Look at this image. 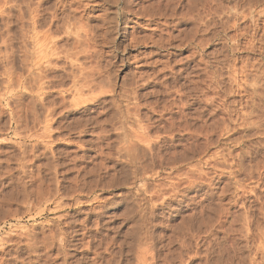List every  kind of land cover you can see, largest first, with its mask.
<instances>
[{"label":"rangeland","instance_id":"rangeland-1","mask_svg":"<svg viewBox=\"0 0 264 264\" xmlns=\"http://www.w3.org/2000/svg\"><path fill=\"white\" fill-rule=\"evenodd\" d=\"M33 1L0 0V264H264V0Z\"/></svg>","mask_w":264,"mask_h":264},{"label":"bare ground","instance_id":"bare-ground-1","mask_svg":"<svg viewBox=\"0 0 264 264\" xmlns=\"http://www.w3.org/2000/svg\"><path fill=\"white\" fill-rule=\"evenodd\" d=\"M3 1V0H2ZM35 1V0H34ZM33 1V2H34ZM37 1H40V0H37ZM104 0H78V3H79V7H78V9H80L81 11H79V12H81V13H83V12H87L89 9H88V7H91V8H94V9H97L96 11H98V9H99V7H101L102 6V4L104 3L103 2ZM113 1V0H112ZM111 1V2H112ZM117 1V0H116ZM8 2H9V0H8ZM64 2V1H63ZM115 2V1H114ZM136 2V1H135ZM6 3V2H5ZM11 3V2H10ZM17 3V2H16ZM27 3V2H26ZM29 3V2H28ZM110 3V2H109ZM113 3V2H112ZM30 4V3H29ZM74 4V3H73ZM105 4V3H104ZM135 4V3H134ZM33 5V4H32ZM62 5V4H61ZM112 5V4H111ZM126 6V5H125ZM34 7V6H33ZM52 7H54L53 5H52ZM67 8V7H66ZM88 9V10H87ZM105 9V8H104ZM140 9V8H139ZM136 10V9H135ZM142 10V9H141ZM151 10V9H150ZM71 11L72 12H74L72 9H71ZM92 11V10H91ZM113 11V10H112ZM159 11H161V10H159ZM3 12V11H2ZM32 12V11H31ZM36 12V11H35ZM75 12H77V11H75ZM138 12V11H137ZM164 12V11H163ZM29 13V12H28ZM51 13V12H50ZM90 13V12H89ZM105 13V12H104ZM150 13V12H149ZM154 13V12H153ZM102 14V13H101ZM116 14V13H115ZM131 14V13H130ZM156 14V13H155ZM15 15V14H14ZM25 15V14H24ZM28 15V14H27ZM82 15V14H81ZM83 15H88L87 13H83ZM82 15V16H83ZM99 15V14H98ZM142 15V14H141ZM33 16H34V14H33ZM36 16V15H35ZM54 16V15H53ZM78 16H80L79 14H78ZM91 16V15H90ZM97 16V15H96ZM105 16V15H104ZM24 17V16H23ZM27 17V16H26ZM32 17V16H31ZM70 17V16H69ZM99 17V16H98ZM102 17V16H101ZM141 17V16H140ZM19 18V17H18ZM17 18V19H18ZM21 18H22V16H21ZM25 18V17H24ZM23 18V19H24ZM54 18H55V16H54ZM74 18V17H73ZM73 18H71V19H73ZM75 18H76V16H75ZM74 18V19H75ZM79 18V17H78ZM77 18V19H78ZM86 18V17H85ZM88 18V17H87ZM104 18V17H103ZM113 18V17H112ZM20 19V18H19ZM26 19V18H25ZM34 19V18H33ZM71 19L69 20V21H71ZM73 19V22L75 21ZM76 19V20H77ZM100 19V18H99ZM46 20H48V19H46ZM87 20V19H86ZM18 21V20H17ZM79 21H80V19H79ZM83 20H81L80 22H82ZM104 21H106V20H104ZM135 21V20H134ZM32 22V21H31ZM53 22V21H52ZM61 22V21H60ZM68 22V21H67ZM108 22V21H107ZM45 23V22H44ZM78 23V22H77ZM76 23V24H77ZM103 23V22H102ZM136 23V22H135ZM27 24V23H26ZM32 24H33V22H32ZM43 24V23H42ZM55 24V23H54ZM62 24V23H61ZM75 24V25H76ZM79 25H80V23H78ZM107 24V23H106ZM110 24H112V23H110ZM21 25V24H20ZM19 25V26H20ZM79 25H77V26H79ZM83 26H84V23L82 24ZM81 25V26H82ZM93 25V24H92ZM22 26V25H21ZM24 26V25H23ZM34 26V25H33ZM44 26V25H43ZM55 26V25H54ZM60 26V25H59ZM63 26V25H62ZM61 26V27H62ZM73 26V25H72ZM80 26V27H81ZM82 26V27H83ZM18 27V26H17ZM80 27H79V30H80ZM92 27V26H91ZM97 26H95V28H96ZM42 28V27H41ZM63 28V27H62ZM69 28V27H68ZM76 28V27H75ZM85 28V27H84ZM83 28V29H84ZM87 28V27H86ZM94 28V29H95ZM152 28H154V27H152ZM37 29V28H36ZM82 29V28H81ZM105 29H106V27H105ZM35 30V29H34ZM54 30V29H53ZM62 30V29H61ZM109 31V30H108ZM246 31V30H245ZM248 31V30H247ZM263 31V30H262ZM251 32V31H250ZM104 33V32H103ZM263 35V34H262ZM85 36V35H84ZM87 36V35H86ZM97 36V35H96ZM108 36V35H107ZM106 36V37H107ZM132 36V35H131ZM36 37V36H35ZM34 37V38H35ZM115 37V36H114ZM264 37V36H263ZM88 38H90V37H88ZM133 38V37H132ZM34 40V39H33ZM89 40V39H88ZM107 40H109V39H107ZM135 40V39H134ZM259 40V39H258ZM103 41V40H102ZM156 41V40H155ZM158 41V40H157ZM34 42H35V40H34ZM86 42V41H85ZM88 43V42H87ZM157 43V42H156ZM238 43V42H237ZM236 43V44H237ZM249 43V42H248ZM86 44V43H85ZM160 44V43H159ZM245 44H247V43H245ZM250 44V43H249ZM88 45H90V44H88ZM261 46V45H260ZM263 47V46H262ZM232 48V47H231ZM259 48V47H258ZM231 50V49H230ZM34 51H36V50H34ZM40 53V52H39ZM36 54H37V52H36ZM174 54V53H173ZM38 56V55H37ZM29 57V56H28ZM34 57V56H33ZM141 57V56H140ZM139 57V58H140ZM25 59V58H24ZM23 60V59H22ZM30 60V59H29ZM33 60H35V59H33ZM244 60V59H243ZM248 60V59H247ZM26 60H24L23 62H25ZM200 61V60H199ZM29 62V61H28ZM31 63V62H30ZM35 63V62H34ZM48 63V62H47ZM166 63V62H165ZM254 63V62H253ZM28 64V63H27ZM37 65V64H36ZM39 65V64H38ZM193 65V64H192ZM200 65V64H199ZM261 65V64H260ZM34 66V65H33ZM233 66V65H232ZM247 67V66H246ZM199 68V67H198ZM259 69H262V68H259ZM255 70V69H254ZM191 71H192V69H191ZM202 71H204V70H202ZM257 71V70H256ZM260 71V70H259ZM8 72H10V71H8ZM7 72V73H8ZM231 72V71H230ZM243 72V71H242ZM11 73V72H10ZM235 73V72H234ZM258 73V72H257ZM224 74V73H223ZM256 74V73H255ZM259 74V73H258ZM260 76H254L253 78L255 79V77L257 78V81H256V83L254 82V81H252V85H250L251 84V82H250V86L248 87V88H246L245 87V84H247L246 83V81H248V80H246V75H245V79L244 78H242V81H243V79L244 80H246V81H244V86H242V87H239V89L240 88H242V93H244L247 97H248V99L251 101V107H252V109H250L249 111H245V113H244V110H243V119H241L240 118V121L242 120V121H244V123H243V125H241V123H240V125H241V127L242 128H244L243 129V132H245V134H247V132L249 131H256V132H259L260 130H261V128H263L264 127V119L262 118V116H264V109H263V105H264V70H262V71H260ZM7 75V74H6ZM244 75V74H243ZM252 75H254V74H252ZM218 76V75H217ZM231 76V75H230ZM237 78V77H236ZM9 79V78H8ZM84 79V78H83ZM88 79V78H87ZM87 79H86V81H87ZM229 79H230V77H229ZM232 80H234L233 79V77H232ZM251 80H253V79H250V81ZM82 81V80H81ZM91 81V80H90ZM89 81V82H90ZM74 82V81H73ZM96 82V81H95ZM94 82V83H95ZM226 82V81H225ZM9 83V82H8ZM83 83V82H82ZM217 83H219V82H217ZM236 83V82H235ZM238 83V82H237ZM249 83V82H248ZM243 84V83H242ZM220 85H221V83H220ZM236 85V84H235ZM240 85V84H239ZM84 86V85H83ZM82 86V87H83ZM86 87V86H85ZM98 87H100V86H98ZM80 88V87H79ZM221 88V87H220ZM14 89V88H13ZM90 89V88H89ZM88 89V90H89ZM77 90V89H76ZM75 90V91H76ZM79 91H80V89H78ZM77 90V91H78ZM241 90V89H240ZM229 91V90H228ZM232 92V91H231ZM240 92V93H241ZM87 93V92H86ZM216 94V93H215ZM220 94V93H219ZM222 94V93H221ZM86 95V94H85ZM89 95H91V94H89ZM102 95V94H101ZM77 96V95H76ZM183 96V95H182ZM188 96V95H187ZM209 96V95H208ZM216 97V96H215ZM219 97V96H218ZM246 97V98H247ZM98 98V97H97ZM77 99V98H76ZM181 99V98H180ZM201 99V98H200ZM234 99V98H233ZM94 100V99H93ZM182 100V99H181ZM180 100V101H181ZM215 100V99H214ZM248 100V102H250ZM216 101V100H215ZM220 101V100H219ZM233 101V100H232ZM165 102V101H164ZM218 102V101H217ZM234 102V101H233ZM237 102V101H236ZM247 102V101H246ZM207 103V102H206ZM219 103V102H218ZM222 103V102H221ZM164 104V103H163ZM235 104V103H234ZM250 104V103H249ZM248 106H250V105H248ZM237 108V107H236ZM203 109V108H202ZM254 109V110H253ZM223 110H225V109H223ZM246 110V109H245ZM257 111V114H255V115H258V111L260 112V113H262V114H260L259 113V115L261 116H259V117H254L253 116V113H256V111ZM105 111V110H104ZM214 111V110H213ZM253 111H255V112H253ZM162 112V111H161ZM231 112V111H230ZM247 112V113H246ZM250 112V113H249ZM237 114V113H236ZM241 114V113H240ZM126 115V114H125ZM222 115V114H221ZM224 115V114H223ZM238 115V114H237ZM127 116V115H126ZM131 116V115H130ZM179 116V115H178ZM131 117H133V116H131ZM237 117V116H236ZM235 117V118H236ZM47 119V118H46ZM124 119V118H123ZM128 119V118H127ZM132 119V118H131ZM135 120V119H134ZM212 120V119H211ZM230 120V119H229ZM49 121V120H48ZM174 121H176V120H174ZM228 121V120H227ZM226 121V122H227ZM137 123H138V121H137ZM209 123H211V122H209ZM209 123H208V125H209ZM219 123V122H218ZM221 123V122H220ZM223 124H224V122H223ZM175 125V124H174ZM215 125V124H214ZM217 125V124H216ZM145 126V125H144ZM171 126V125H170ZM219 126V125H218ZM223 126V125H222ZM143 127V126H142ZM211 127V126H210ZM217 127V126H216ZM220 127V126H219ZM239 127V126H238ZM137 128H139V127H137ZM151 128V127H150ZM192 128V127H191ZM213 128V127H212ZM240 128V127H239ZM126 129V128H125ZM160 129V128H159ZM200 129H201V126H200ZM225 129V128H224ZM128 130V129H127ZM148 130V129H147ZM214 130V129H213ZM219 130V129H218ZM230 130V129H229ZM153 131V130H152ZM171 131V130H170ZM174 131V130H173ZM200 131V130H199ZM204 131V130H203ZM125 132V131H124ZM137 132H141V131H137ZM142 132H143V130H142ZM145 132V131H144ZM189 132V131H188ZM251 132V133H252ZM261 132V131H260ZM123 133V132H122ZM146 133V132H145ZM145 133H143V134H145ZM216 133V132H215ZM254 133V132H253ZM262 133H264V128H263V130H262V132H261V135H263L264 136V134H262ZM124 134V133H123ZM131 134V133H130ZM148 134V133H147ZM151 134V133H150ZM149 134V135H150ZM207 134V133H206ZM250 134V133H249ZM257 134V133H256ZM154 135V134H153ZM152 135V136H153ZM197 135H199V133L197 134ZM254 135V134H253ZM258 135H260V133L258 134ZM40 136V135H39ZM38 136V137H39ZM135 138L134 139H136L140 144H141V142L142 143H144L145 144V142H147V146H148V142H149V140L147 139V135L146 136H144V135H142V134H138V133H136L135 135H133ZM207 136V135H206ZM246 136V135H245ZM250 136V135H249ZM254 136H256V135H254ZM262 136V137H263ZM217 137V136H216ZM240 137H241V135H240ZM251 137V136H250ZM250 137H246V138H250ZM261 137V138H262ZM36 138V137H35ZM40 138V137H39ZM152 138V137H151ZM176 138V137H175ZM211 138V137H210ZM133 139V138H132ZM155 139V138H154ZM157 139V138H156ZM233 139V138H232ZM236 140H238V139H236ZM251 140V139H250ZM252 140H254V139H252ZM258 140V139H257ZM126 141V140H125ZM129 141V140H128ZM133 141V140H132ZM131 141V142H132ZM151 141V140H150ZM191 141V140H190ZM195 141H197V140H195ZM203 141V140H202ZM206 141V140H205ZM208 141V140H207ZM206 141V142H207ZM212 141V140H211ZM260 141V140H259ZM134 142V141H133ZM152 142V141H151ZM151 142H149V144L151 143ZM155 142V141H154ZM200 142H201V140H200ZM209 142V141H208ZM216 142V141H215ZM252 142V141H251ZM254 142V141H253ZM168 143V142H167ZM171 143V142H170ZM228 143H229V141H228ZM243 143V142H242ZM249 143H250V141H249ZM255 143V142H254ZM253 143V144H254ZM260 143V142H259ZM259 143H257L258 145H259ZM125 144V143H124ZM202 144V143H201ZM206 144V143H205ZM212 144V143H211ZM237 144V143H236ZM245 144V143H244ZM195 145V144H194ZM246 145V144H245ZM250 146H251V143L249 144ZM255 145V144H254ZM132 146V145H131ZM138 146V145H137ZM136 146V147H137ZM232 146H234V145H232ZM153 147V146H152ZM202 147V146H201ZM204 147V146H203ZM206 147H207V145H206ZM225 147H226V145H225ZM255 147H257L256 145H255ZM138 148V147H137ZM142 148H144V147H142ZM158 148V147H157ZM172 148V147H171ZM229 148V147H228ZM133 149V148H132ZM136 149V148H135ZM139 149V148H138ZM162 149V148H161ZM256 149V148H255ZM131 150V149H130ZM151 150V149H150ZM190 150V149H189ZM201 150V149H200ZM203 150V149H202ZM201 150V151H202ZM218 150V149H217ZM230 150V149H229ZM260 150V149H259ZM153 151V150H152ZM188 151V150H187ZM126 152V151H125ZM132 152H134L133 150H132ZM137 152V151H136ZM140 152V151H139ZM146 152V151H145ZM191 152V151H190ZM189 152V153H190ZM205 152V151H204ZM249 152V151H248ZM239 153V152H238ZM254 153V152H253ZM256 153V152H255ZM254 153V154H255ZM108 154V153H107ZM166 154V153H165ZM180 154V153H179ZM216 154V153H215ZM262 154V153H261ZM122 155H124V154H122ZM134 155V154H133ZM143 155V154H142ZM256 155V154H255ZM159 156H160V154H159ZM158 155H157V157H159ZM198 156V155H197ZM221 156V155H220ZM258 156V155H257ZM161 157V156H160ZM185 157V156H184ZM190 157V156H189ZM261 157V156H260ZM131 158V157H130ZM153 158V157H152ZM162 158V157H161ZM179 158V157H178ZM264 158V157H263ZM133 159V158H132ZM150 159V158H149ZM158 159V158H157ZM160 159V158H159ZM170 159V158H169ZM186 159V158H185ZM233 159V158H232ZM261 159V158H260ZM130 160V159H129ZM137 160V159H136ZM140 160V159H139ZM174 160V159H173ZM180 160H181V158H180ZM228 160V159H227ZM174 161H176V160H174ZM187 161V160H186ZM222 161V160H221ZM164 162V161H163ZM177 162H178V160H177ZM215 162V161H214ZM213 162V163H214ZM139 163V162H138ZM142 163V162H141ZM158 163V162H157ZM183 163V162H182ZM213 163H211V164H213ZM225 163H226V161H225ZM233 163V162H232ZM163 164V163H162ZM175 164H176V162H175ZM195 164V163H194ZM198 164V163H197ZM219 164V163H218ZM129 165V164H128ZM153 165V164H152ZM151 165V166H152ZM214 165V164H213ZM222 165V164H221ZM224 165V164H223ZM251 165V164H250ZM160 166H161V163H160ZM165 166V165H164ZM192 166V165H191ZM195 167V166H194ZM222 167H224V166H222ZM226 167V166H225ZM148 168V167H147ZM190 168V167H189ZM192 168V167H191ZM151 169H152V167H151ZM228 169V168H227ZM247 169V168H246ZM249 169V168H248ZM256 169H257V167H256ZM123 170V169H122ZM150 170V169H149ZM181 170V169H180ZM231 170V169H230ZM242 170V169H241ZM259 170V169H258ZM145 171V173L146 172H148V169L147 170H144ZM151 171V170H150ZM157 171V170H156ZM257 171V170H256ZM121 172V171H120ZM141 172V171H140ZM152 172V171H151ZM155 172V171H154ZM181 172V171H180ZM196 172V171H195ZM203 172V171H202ZM231 172V171H230ZM251 172V171H250ZM145 173H143V174H145ZM149 173V172H148ZM147 173V174H148ZM156 173V172H155ZM182 173H183V171H182ZM191 173V172H190ZM197 173V172H196ZM210 173V172H209ZM247 173V172H246ZM254 173V172H253ZM142 174V175H143ZM147 174H145V175H147ZM169 174V173H168ZM167 174V175H168ZM194 174V173H193ZM203 174V173H202ZM234 174V173H233ZM251 174V173H250ZM125 175V174H124ZM156 175V174H155ZM154 175V176H155ZM173 175V174H172ZM252 175V174H251ZM130 176V175H129ZM138 176V175H137ZM148 176V175H147ZM192 176V175H191ZM206 176V175H205ZM235 176V175H234ZM244 176V175H243ZM263 176V175H262ZM173 177V176H172ZM193 177V176H192ZM255 177V176H254ZM127 178V177H126ZM142 178V177H141ZM180 178V177H179ZM197 178V177H196ZM253 179V178H252ZM178 180V179H177ZM202 180V179H201ZM204 180V179H203ZM165 181V180H164ZM170 181V180H169ZM184 181H186V180H184ZM206 181V180H205ZM144 182V181H143ZM204 182V181H203ZM258 182V181H257ZM262 182V181H261ZM149 183V182H148ZM172 183H173V181H172ZM226 183V182H225ZM108 184V183H107ZM166 184V183H165ZM227 184V183H226ZM103 185V184H102ZM159 185H160V183H159ZM178 185V184H177ZM239 185V184H238ZM106 186V185H105ZM126 186V185H125ZM241 186V185H240ZM108 187V186H107ZM106 187V188H107ZM139 187V186H138ZM145 187V186H144ZM177 187V186H176ZM237 187V186H236ZM254 187V186H253ZM74 188V187H73ZM155 188V187H154ZM162 188V187H161ZM166 188V187H165ZM158 189V188H157ZM88 190V189H87ZM156 190V189H155ZM262 190V189H261ZM80 191V190H79ZM83 191V190H82ZM176 191V190H175ZM146 192V191H145ZM156 192V191H155ZM154 192V193H155ZM221 192H223V191H221ZM71 193V192H70ZM152 193V192H151ZM174 193V192H173ZM212 193V192H211ZM224 193V192H223ZM222 193V194H223ZM263 193V192H262ZM157 194V193H156ZM164 194H166L165 192H164ZM175 194V193H174ZM220 194V193H219ZM172 195V194H171ZM240 195V194H239ZM153 196V195H152ZM166 196V195H165ZM177 196V195H176ZM183 196V195H182ZM223 196V195H222ZM159 197V196H158ZM160 198H161V196H160ZM164 198V197H163ZM162 198V199H163ZM256 198V197H255ZM131 200V199H130ZM220 200V199H219ZM76 201V200H75ZM77 202V201H76ZM161 202V201H160ZM259 202V201H258ZM264 202V201H263ZM78 203H79V201H78ZM221 203V202H220ZM131 204H134V203H131ZM162 204V203H161ZM222 204V203H221ZM259 204V203H258ZM260 205V204H259ZM263 207V206H262ZM129 208V207H128ZM221 208V207H220ZM219 208V209H220ZM217 209V208H216ZM127 211V210H126ZM129 211V210H128ZM219 211V210H218ZM131 212V211H130ZM218 213V212H217ZM225 213V212H224ZM263 213H264V211H263ZM262 213V214H263ZM212 214V213H211ZM204 216V215H203ZM244 216H246V215H244ZM208 217V216H207ZM260 217V216H259ZM262 217V216H261ZM246 218V217H245ZM263 218V217H262ZM258 219V218H257ZM264 219V218H263ZM219 220V219H218ZM234 220V219H233ZM257 221V220H256ZM240 222V221H239ZM262 222V221H261ZM219 224V223H218ZM258 224V223H257ZM246 225V224H245ZM260 226V225H259ZM261 226H262V224H261ZM264 226V225H263ZM139 227V226H138ZM252 227V226H251ZM257 227V226H256ZM140 228V227H139ZM253 228V227H252ZM138 229V228H137ZM261 229H262V227H261ZM133 230H135V228L133 229ZM258 230V229H257ZM132 231V230H131ZM263 231V230H262ZM133 232V231H132ZM138 232V231H137ZM136 233V232H135ZM260 235H261V232L259 233ZM130 235V234H129ZM84 236V235H83ZM250 237V236H249ZM254 237V236H253ZM134 238V237H133ZM1 242V241H0ZM87 243V242H86ZM82 249V248H81ZM260 249V248H259ZM258 249V250H259ZM257 250V251H258ZM263 250V249H262ZM72 255V254H71ZM96 256V255H95ZM93 258V257H92ZM253 262V261H252ZM98 263H100L99 261H98ZM251 263V262H250ZM68 264V263H67Z\"/></svg>","mask_w":264,"mask_h":264}]
</instances>
